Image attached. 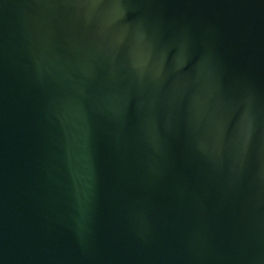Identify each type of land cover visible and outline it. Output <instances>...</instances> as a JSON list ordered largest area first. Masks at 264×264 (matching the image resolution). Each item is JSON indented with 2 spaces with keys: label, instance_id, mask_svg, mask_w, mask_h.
I'll return each instance as SVG.
<instances>
[{
  "label": "water",
  "instance_id": "water-1",
  "mask_svg": "<svg viewBox=\"0 0 264 264\" xmlns=\"http://www.w3.org/2000/svg\"><path fill=\"white\" fill-rule=\"evenodd\" d=\"M0 264H264V0H0Z\"/></svg>",
  "mask_w": 264,
  "mask_h": 264
}]
</instances>
